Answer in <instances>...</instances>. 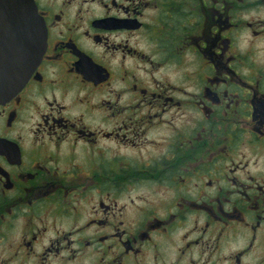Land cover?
Returning <instances> with one entry per match:
<instances>
[{
  "label": "flooded vegetation",
  "instance_id": "1",
  "mask_svg": "<svg viewBox=\"0 0 264 264\" xmlns=\"http://www.w3.org/2000/svg\"><path fill=\"white\" fill-rule=\"evenodd\" d=\"M32 1L0 264H264V0Z\"/></svg>",
  "mask_w": 264,
  "mask_h": 264
},
{
  "label": "water",
  "instance_id": "2",
  "mask_svg": "<svg viewBox=\"0 0 264 264\" xmlns=\"http://www.w3.org/2000/svg\"><path fill=\"white\" fill-rule=\"evenodd\" d=\"M46 33L32 0H0V103L18 93L39 66Z\"/></svg>",
  "mask_w": 264,
  "mask_h": 264
}]
</instances>
